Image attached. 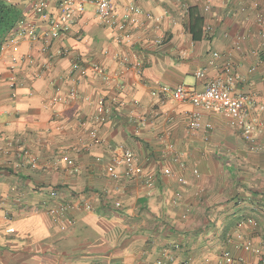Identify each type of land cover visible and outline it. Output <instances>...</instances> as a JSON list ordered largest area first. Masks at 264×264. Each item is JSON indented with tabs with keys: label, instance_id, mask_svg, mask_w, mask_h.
<instances>
[{
	"label": "crops",
	"instance_id": "1",
	"mask_svg": "<svg viewBox=\"0 0 264 264\" xmlns=\"http://www.w3.org/2000/svg\"><path fill=\"white\" fill-rule=\"evenodd\" d=\"M5 1L19 8L20 22L39 34L49 29L35 0ZM45 1L49 15L60 16L64 0ZM111 1L119 13L132 2L142 11L129 42L117 43L88 5L57 39L21 37L18 25L0 53V264H157L167 249L173 264H219L224 251L236 264H264V0ZM190 9L204 23L200 40ZM76 60L89 68L86 77L71 75ZM226 66L236 92L253 97L254 140L208 109L203 121L212 128L191 131L195 107L158 93L181 85L201 91ZM113 147L135 155L139 177H110ZM68 202L92 209L50 214ZM248 217L255 223L238 227ZM246 243L252 250L238 247Z\"/></svg>",
	"mask_w": 264,
	"mask_h": 264
},
{
	"label": "built area",
	"instance_id": "2",
	"mask_svg": "<svg viewBox=\"0 0 264 264\" xmlns=\"http://www.w3.org/2000/svg\"><path fill=\"white\" fill-rule=\"evenodd\" d=\"M34 10L36 14L48 21L50 23L49 29L42 34H39L32 25L25 24L24 21L19 22L20 25V36L25 38H30L32 40L39 39L40 35L43 39H57L61 34L67 33L73 29L81 15L85 13L86 7L88 5L93 6L97 19L101 24L109 28L113 33V39L120 44L129 42L132 37V32L141 24L139 15L142 11L135 5V3H130L124 8L123 13H119L111 0H64L59 3L60 16L53 18L47 12V3L45 0H35ZM255 8L259 5L254 3ZM205 10H210V6L207 5ZM263 20H260V24L264 25ZM158 20H156L157 22ZM212 28L207 26L205 32L210 34ZM80 35V32H77ZM262 38L264 39V31L262 32ZM162 41H157V44H161ZM61 54H66L63 51ZM217 56V54H216ZM261 63L264 68V44L262 47ZM17 59H13V63H17ZM122 65L127 66L129 64L128 59H122L120 61ZM137 72H141L144 68V63L141 60H136L132 65ZM14 68V66H12ZM98 70V68H95ZM89 73V68L81 63V61L76 60L71 66V75L83 78ZM207 70L201 69L197 71L196 76L202 79L206 76ZM237 83V77L233 72L231 66H226L223 72L216 78L208 80L205 84L203 90L198 91L190 86L181 85L178 87L162 86L158 93L163 97V99L173 98L181 103H190L195 107V111L192 112L190 116L189 129L191 131H199L203 128L211 129V124H204L202 110L208 109L215 111L217 113L223 114L224 116L233 119V125H242L244 138L248 140L256 139L260 132L257 129V125L254 121H251L252 113L255 109V104L253 97L248 94L237 93L235 86ZM21 86V83L15 79L11 81V86L14 88L16 86ZM72 99H77L79 97V92L76 87L72 88L70 93ZM237 119V120H235ZM241 123H240V122ZM94 139H98V132L94 131L91 133ZM10 145V144H9ZM112 159L115 168L109 169L108 174L111 178L115 180H130L139 177V170L136 165L135 155L123 148L113 147ZM65 161L69 172L77 174L80 172L79 165L68 157L63 158ZM177 161V158L175 159ZM30 164L36 168L39 164L38 162L31 158ZM59 165V163H57ZM118 169H122L118 171ZM164 175H171L170 169L163 170ZM147 186H151L153 181L150 179H145ZM179 183L186 185L187 181L184 178H179ZM76 204V203H75ZM74 203H61L57 207L50 209V214L54 216H62L69 212L71 209L76 207L81 210L89 211L92 208L89 204L85 202H80L75 205ZM76 206V207H75ZM255 219L248 217L240 221L238 227H242L246 224H254ZM242 246L245 250H252L250 243ZM179 245H174L173 249L178 250ZM165 261L159 260L157 264H173L175 262V256L172 249H167L164 252ZM264 262V257L262 258ZM219 264H236V261L232 258L229 251H224Z\"/></svg>",
	"mask_w": 264,
	"mask_h": 264
},
{
	"label": "trees",
	"instance_id": "3",
	"mask_svg": "<svg viewBox=\"0 0 264 264\" xmlns=\"http://www.w3.org/2000/svg\"><path fill=\"white\" fill-rule=\"evenodd\" d=\"M190 25L194 40H200L202 36L197 33V29L203 27L202 18L198 17L194 9H190ZM21 12L16 5L5 0H0V53L7 38L14 29L19 25L21 20ZM202 31V30H201Z\"/></svg>",
	"mask_w": 264,
	"mask_h": 264
}]
</instances>
